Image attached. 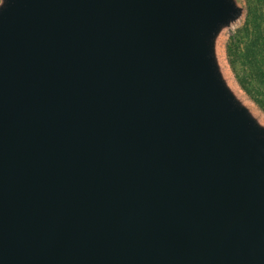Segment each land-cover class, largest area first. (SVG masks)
Segmentation results:
<instances>
[{"label":"water","instance_id":"obj_1","mask_svg":"<svg viewBox=\"0 0 264 264\" xmlns=\"http://www.w3.org/2000/svg\"><path fill=\"white\" fill-rule=\"evenodd\" d=\"M247 0H0V264H264V110L231 65Z\"/></svg>","mask_w":264,"mask_h":264},{"label":"trees","instance_id":"obj_2","mask_svg":"<svg viewBox=\"0 0 264 264\" xmlns=\"http://www.w3.org/2000/svg\"><path fill=\"white\" fill-rule=\"evenodd\" d=\"M248 40L241 47L229 49L233 69L238 68L237 78L250 97L264 110V26L246 23Z\"/></svg>","mask_w":264,"mask_h":264},{"label":"rangeland","instance_id":"obj_3","mask_svg":"<svg viewBox=\"0 0 264 264\" xmlns=\"http://www.w3.org/2000/svg\"><path fill=\"white\" fill-rule=\"evenodd\" d=\"M248 5V13L245 25L247 21L251 22L252 24H260L264 26V0H247ZM244 25V27H245ZM244 27L238 31L237 33L231 35V39L229 41L228 47L229 49H235L237 47H241L242 44L245 43L246 40H248V37H245L244 35ZM235 74H240V71L238 68L233 69Z\"/></svg>","mask_w":264,"mask_h":264}]
</instances>
